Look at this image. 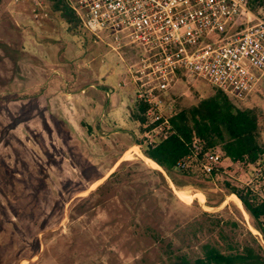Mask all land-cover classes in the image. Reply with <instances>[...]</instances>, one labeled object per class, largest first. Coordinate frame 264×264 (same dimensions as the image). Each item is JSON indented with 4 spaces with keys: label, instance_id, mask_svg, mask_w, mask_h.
Masks as SVG:
<instances>
[{
    "label": "rangeland",
    "instance_id": "1",
    "mask_svg": "<svg viewBox=\"0 0 264 264\" xmlns=\"http://www.w3.org/2000/svg\"><path fill=\"white\" fill-rule=\"evenodd\" d=\"M41 1L43 11L0 0V264H170L173 254L201 257L208 243L264 255L230 192L251 187L264 199V167L223 156L214 174L195 160L169 174L148 159L146 140L159 141L164 126L145 137L151 123L133 120L129 67L141 48L72 31ZM93 82L111 100L104 89L82 94ZM213 93L182 79L161 113L171 115L174 97L186 109ZM239 105L258 114L264 146V82Z\"/></svg>",
    "mask_w": 264,
    "mask_h": 264
},
{
    "label": "built area",
    "instance_id": "2",
    "mask_svg": "<svg viewBox=\"0 0 264 264\" xmlns=\"http://www.w3.org/2000/svg\"><path fill=\"white\" fill-rule=\"evenodd\" d=\"M9 7L41 0H5ZM81 27L108 46L141 48L130 68L137 100L149 106L150 123L163 120L165 97L182 79L203 80L239 102L264 82V14L250 9V0H67ZM112 45V46H111ZM114 48V47H113ZM149 137V134L144 135ZM220 153H205L202 168L213 174ZM187 157L177 168L189 166Z\"/></svg>",
    "mask_w": 264,
    "mask_h": 264
},
{
    "label": "trees",
    "instance_id": "3",
    "mask_svg": "<svg viewBox=\"0 0 264 264\" xmlns=\"http://www.w3.org/2000/svg\"><path fill=\"white\" fill-rule=\"evenodd\" d=\"M52 10L69 25L70 30L81 28L76 13L67 0H49ZM253 13L264 14V0H250ZM167 99V98H166ZM174 111L166 118L168 126L163 127L159 141H148L144 155L171 174L176 170L184 173L190 170L192 161L202 165L205 153H215L220 149L222 155L233 163L264 167V146L258 114L252 109H242L239 101L227 93L215 89L211 96L200 100L190 108L179 109L174 97ZM149 106L138 101L133 120L147 126L146 116ZM164 120V119H163ZM151 123L144 130L150 134L164 121ZM190 157L185 170L177 168L180 160ZM215 173V172H214ZM213 173V174H214ZM253 219L255 228L264 240V199L251 187L230 188ZM170 264H264V255L247 245L242 248L230 246L226 251L210 243L202 247V256L192 260L187 255L173 254Z\"/></svg>",
    "mask_w": 264,
    "mask_h": 264
},
{
    "label": "crops",
    "instance_id": "4",
    "mask_svg": "<svg viewBox=\"0 0 264 264\" xmlns=\"http://www.w3.org/2000/svg\"><path fill=\"white\" fill-rule=\"evenodd\" d=\"M130 79H131V82L133 83V80H132V77H131V75H130ZM108 80V79H107ZM134 84V83H133ZM97 86V84L96 83H89L88 84V86L86 87V85H85V87L84 88H82V90H81V92H82V94H84L87 90V88H90V89H95V90H99V89H104V91H101L100 90V96H102V92H103V94L105 93V95L104 96H106V100H109L110 98H111V95H110V92H111V90H110V88H108V87H105V88H101L100 86H98L99 87V89L96 87ZM91 101H92V99H90ZM111 100V99H110ZM94 102V101H93ZM107 104V103H106ZM106 104L105 105H102L101 103H100V106L102 107V109L103 108H105V107H107L106 106ZM96 107H97V105H96ZM100 107V108H101ZM98 108V107H97Z\"/></svg>",
    "mask_w": 264,
    "mask_h": 264
}]
</instances>
